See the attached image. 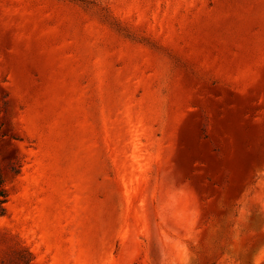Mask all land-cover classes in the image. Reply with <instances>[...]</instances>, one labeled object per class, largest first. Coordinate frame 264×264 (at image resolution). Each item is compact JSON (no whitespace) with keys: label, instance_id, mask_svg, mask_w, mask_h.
Masks as SVG:
<instances>
[{"label":"rangeland","instance_id":"obj_1","mask_svg":"<svg viewBox=\"0 0 264 264\" xmlns=\"http://www.w3.org/2000/svg\"><path fill=\"white\" fill-rule=\"evenodd\" d=\"M0 264H264V0H0Z\"/></svg>","mask_w":264,"mask_h":264},{"label":"trees","instance_id":"obj_2","mask_svg":"<svg viewBox=\"0 0 264 264\" xmlns=\"http://www.w3.org/2000/svg\"><path fill=\"white\" fill-rule=\"evenodd\" d=\"M8 200V193L4 186V181L0 178V217L6 214L5 204ZM21 264H31L32 256L30 253L26 254L25 257H20Z\"/></svg>","mask_w":264,"mask_h":264}]
</instances>
